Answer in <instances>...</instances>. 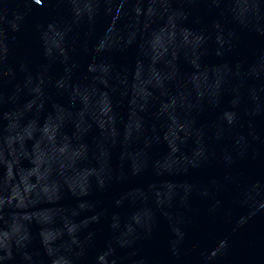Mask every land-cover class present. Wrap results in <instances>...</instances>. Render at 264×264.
Masks as SVG:
<instances>
[{"label": "water", "instance_id": "water-1", "mask_svg": "<svg viewBox=\"0 0 264 264\" xmlns=\"http://www.w3.org/2000/svg\"><path fill=\"white\" fill-rule=\"evenodd\" d=\"M0 264H264V0H0Z\"/></svg>", "mask_w": 264, "mask_h": 264}]
</instances>
